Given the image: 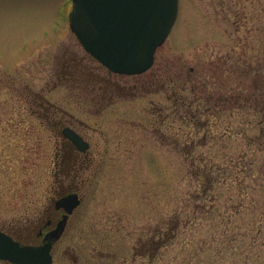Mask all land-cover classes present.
Returning a JSON list of instances; mask_svg holds the SVG:
<instances>
[{"label": "rangeland", "instance_id": "374dc122", "mask_svg": "<svg viewBox=\"0 0 264 264\" xmlns=\"http://www.w3.org/2000/svg\"><path fill=\"white\" fill-rule=\"evenodd\" d=\"M70 11L0 0V229L32 239L69 185L57 121L90 148L52 264H264V0H179L134 76L82 48Z\"/></svg>", "mask_w": 264, "mask_h": 264}, {"label": "water", "instance_id": "95a60500", "mask_svg": "<svg viewBox=\"0 0 264 264\" xmlns=\"http://www.w3.org/2000/svg\"><path fill=\"white\" fill-rule=\"evenodd\" d=\"M69 27L82 48L108 71L139 75L149 70L178 13V0H71ZM62 134L84 152L88 144L72 129ZM77 194L55 202L65 214L41 245H26L0 231V261L51 264L52 244L62 234L68 215L79 205Z\"/></svg>", "mask_w": 264, "mask_h": 264}, {"label": "flooded vegetation", "instance_id": "af4514ba", "mask_svg": "<svg viewBox=\"0 0 264 264\" xmlns=\"http://www.w3.org/2000/svg\"><path fill=\"white\" fill-rule=\"evenodd\" d=\"M50 125L55 126V127H58L57 125L62 126L61 129L59 130L60 137L62 139V143H61L62 147H61L60 153L58 155L57 166L59 167L58 172L60 175H62V178L68 179L70 183H68L69 185H67V187H65V188H62L61 191L58 193L56 199L52 202L51 206L49 207L48 215L46 216L44 223L39 226L38 231H36L34 233V236L32 239L21 240L19 238H16V236H14L12 233L8 232L16 240H18L22 244L39 245L42 243L44 236L56 228L58 222L62 220V217L65 214L63 209L55 208V201L56 200H58L64 196L70 195V194H77L78 198L80 199V204L78 205V207L82 204V196L80 195L79 190H80V185H83V182H85V181L84 180L79 181L77 179V176H78L77 174L81 170L85 169L84 163H86V158L88 155L87 153L89 151L90 144L84 139V137L82 135H80L77 131H75L73 129L88 144L87 149L84 152H81L76 148L74 143H72L69 139L65 138L62 134V129L65 127H69V126H66L65 124H61L60 122H57V121L51 123ZM69 128H71V127H69ZM76 209H74L72 211V214H70L67 217V220L65 222V226H64V230H63L62 234L52 244V249H51L52 262L54 260V257H55V254H56V251L58 250V248L61 247L64 244L65 239H67V237L72 234L70 231H68V229H69L70 224L72 223L71 221H72V218L74 216ZM26 236H27V238L30 237V235H28V234ZM97 236L99 237L101 235L97 234ZM103 237H106V236L104 235ZM103 240H104V238H103ZM96 244L100 248V251H99L100 252L99 258L100 259L102 258L101 256L104 253H105V257H103V259H105L106 257L109 259L112 255H114V253H113L114 250L112 251L110 248V251L107 252L106 249H108V248L103 247V246H105L106 243L105 244L101 243L99 238H97ZM73 261H77V259L74 258Z\"/></svg>", "mask_w": 264, "mask_h": 264}]
</instances>
